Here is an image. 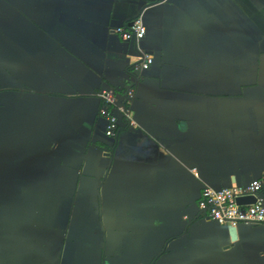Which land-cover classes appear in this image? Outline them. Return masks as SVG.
<instances>
[{
  "label": "crops",
  "instance_id": "crops-1",
  "mask_svg": "<svg viewBox=\"0 0 264 264\" xmlns=\"http://www.w3.org/2000/svg\"><path fill=\"white\" fill-rule=\"evenodd\" d=\"M262 179L264 0H0V264H264V224L198 208Z\"/></svg>",
  "mask_w": 264,
  "mask_h": 264
},
{
  "label": "built area",
  "instance_id": "built-area-1",
  "mask_svg": "<svg viewBox=\"0 0 264 264\" xmlns=\"http://www.w3.org/2000/svg\"><path fill=\"white\" fill-rule=\"evenodd\" d=\"M113 32L122 41L132 42L137 46V57L130 68L133 84L124 90L122 102L117 103L110 90H102L97 94L104 103L99 114L107 121L105 135L112 139L116 138L120 131L117 115L121 117L126 128L134 126L132 106L136 96V85L142 74L153 63L152 56L138 47V43L144 38L146 32L141 16L124 26L113 29ZM260 195H263L262 198L259 197ZM246 196L255 197L256 202L250 205H238L237 199ZM198 208L203 217L219 225L235 227L239 224H264V179L253 180L241 187L221 189L205 187L200 193Z\"/></svg>",
  "mask_w": 264,
  "mask_h": 264
},
{
  "label": "water",
  "instance_id": "water-1",
  "mask_svg": "<svg viewBox=\"0 0 264 264\" xmlns=\"http://www.w3.org/2000/svg\"><path fill=\"white\" fill-rule=\"evenodd\" d=\"M134 44V43H133ZM132 80H133V78H132ZM124 126V125H123ZM122 127V126H121ZM124 128H126L125 126H124ZM126 129H130V128H126ZM247 185V184H246ZM214 189H216V188H214ZM217 189H221V188H217ZM262 196L263 195H260L259 197L260 198H262ZM256 202V198L255 197H253V196H246V197H241V198H238L237 199V204L238 205H242V206H244V205H250V204H254Z\"/></svg>",
  "mask_w": 264,
  "mask_h": 264
}]
</instances>
